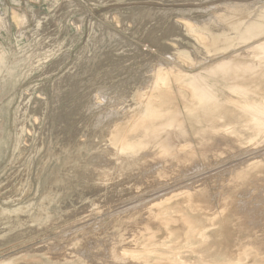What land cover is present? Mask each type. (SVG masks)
Masks as SVG:
<instances>
[{"label":"rangeland","instance_id":"1","mask_svg":"<svg viewBox=\"0 0 264 264\" xmlns=\"http://www.w3.org/2000/svg\"><path fill=\"white\" fill-rule=\"evenodd\" d=\"M263 87L264 0H0V264H264Z\"/></svg>","mask_w":264,"mask_h":264},{"label":"bare ground","instance_id":"2","mask_svg":"<svg viewBox=\"0 0 264 264\" xmlns=\"http://www.w3.org/2000/svg\"><path fill=\"white\" fill-rule=\"evenodd\" d=\"M260 49H261V48H260ZM195 76H196V75H195ZM165 77H166V76H165ZM197 77H198V76H197ZM199 77H200V76H199ZM199 77H198V78H199ZM204 77H205V76H204ZM204 77H202V78H204ZM158 78H159V77H158ZM195 78H196V77H195ZM198 78H197V79H198ZM202 78H201V79H202ZM165 79H166V78H165ZM165 79H164V81H166ZM204 79H205V78H204ZM160 81H161V80H160ZM157 82H159V81H157ZM157 84H158V83H157ZM164 84H165V83H164ZM200 84H201V83H200ZM162 85H163V82H162ZM203 85H204V84H203ZM205 85H206V84H205ZM220 85H221V84H220ZM219 88H220V87H219ZM226 88H227V87H226ZM260 88H261V87H260ZM260 88H259V89H260ZM199 89H200V90H199ZM209 89H210V88H209ZM213 89H214V87H213ZM263 89H264V87H263ZM192 90H193V89H192ZM195 91H196V92H195V95L198 97V99H200L199 101H202V99H203V100H206V99H210V98H211V96H210L208 90H207V91H203L201 88L196 87V88H195ZM213 92H214V91H213ZM226 92H227V91H226ZM210 93H211V92H210ZM158 94H159V93H158ZM190 95H192V94H190ZM215 95H216V94H215ZM192 96H193V95H192ZM227 96H230V95L228 94ZM153 97H154V96H153ZM159 97H162L161 94L158 95V98H157V99H159ZM155 98H156V97H154V99H155ZM162 98H163V97H162ZM166 98H167V97H166ZM189 98H190V97H189ZM229 98H230V97H229ZM168 99H169V98H168ZM168 99L166 100V102L168 101V103L171 104V102H169ZM193 99H194V98H193ZM219 99H220V98H219ZM222 99H223V98H222ZM194 100H195V99H194ZM223 100H224V99H223ZM228 100H229V99H228ZM228 100H227V101H228ZM199 101H198V102H199ZM220 101H221V100H220ZM157 102H158V101H157ZM172 102H173V101H172ZM203 102H205V101H203ZM173 103H174V102H173ZM191 103H192V102H191ZM231 103L234 104V99H233V101H232ZM192 104H193V103H192ZM194 104H195V103H194ZM197 104H198V103H197ZM197 104H196V105H197ZM227 104H228V103H227ZM227 104H226V105H227ZM229 104H230V103H229ZM146 105H147V104H146ZM166 105H167V104H166ZM226 105H225L224 107H226ZM234 105H235V104H234ZM197 106H198V105H197ZM201 106H202V105H201ZM236 106H237V105H235V107H234L235 109H236ZM149 107H150V105H147V108H146V109H148ZM230 107H231V106H230ZM232 107H233V106H232ZM232 107H231V108H232ZM238 108H239V107H238ZM228 109H229V108H228ZM211 110H212V109H211ZM191 111H192L191 114H193V112H194V113L197 112V111H195V110L192 109V110H190L188 113H190ZM227 111L230 112L231 109L226 110L224 113H226ZM238 111H239V109H238ZM242 111H244V110H242ZM228 112H227V113H228ZM239 112H240V111H239ZM227 113H226V114H227ZM235 113H236V112H235ZM240 113L243 114V112H240ZM240 113H239V114H240ZM222 114H223V113H222ZM242 114L239 115V116H241V118L243 117ZM244 114H245V111H244ZM161 115H162L161 111H160V110H156V112H154V114H153L151 117H149L147 120H142V121L139 123L140 126H141L142 128L145 129V131L147 132L148 135H153V134L156 132L157 129H156V127H155V125H154L153 123H154V121H155L157 118H160ZM196 115H197V113H196ZM210 115H212V114H210ZM228 115H229V114H228ZM188 116H189V115H187V117H188ZM192 116H193V115H192ZM197 116H198V115H197ZM199 116H200V115H199ZM199 116H198V117H199ZM223 116H226V115H223ZM256 116H257V115H256ZM256 116H255V117H256ZM245 117H246V116H245ZM247 117H248V115H247ZM191 118H192V117H191ZM191 118L188 117V119H191ZM221 118H222V117H221ZM223 118L225 119V117H223ZM228 118H229V117H228ZM257 118H259V117H257ZM188 119L185 118V121L188 120ZM255 119H256V118H255ZM255 119H254V120H255ZM259 119H260V118H259ZM261 119H262V118H261ZM192 120H193V119H192ZM194 120H195V119H194ZM228 120H229V119H228ZM238 120H239V119H238ZM238 120H237V121H238ZM254 120H253V121H254ZM262 120H263V119H262ZM188 121H189V120H188ZM190 121H191V120H190ZM195 121H196V120H195ZM195 121H193V122H195ZM201 121H202V120H201ZM218 121H219V120H218ZM249 121H251V120H249ZM260 121H261V120H260ZM198 122H199V121H198ZM203 122H205V121H203ZM235 122H236V121H235ZM245 122H246V120H245ZM247 122H248V121H247ZM247 122H246V123H247ZM191 123H192V121H191ZM191 123H189L190 126H191ZM195 123H196V122H195ZM205 123H206V122H205ZM199 124H200V123H199ZM203 124H204V123H203ZM203 124H202L200 127H202ZM205 125H207V124H205ZM227 125H228V124H227ZM192 126H193V125H192ZM197 126H198V125H197ZM241 126H242V125H241ZM244 126H245V125H244ZM200 127L198 126V128H200ZM203 127H205V126H203ZM194 128H195V126H194ZM198 128H195V130L198 129ZM120 130H121V129H120ZM120 130H118V131H120ZM243 130H244V128H243ZM120 132H121V131H120ZM254 133H255V132H254ZM116 134H117V131H116ZM121 134H122V132H121ZM252 134H253V133H252ZM256 134H257V131H256ZM119 136H121V135H118V137H119ZM115 137H116V135H115ZM117 139H118V138H117ZM167 208H169V207L167 206L166 209H167ZM166 209H165V211H166ZM167 210H168V209H167ZM186 217L188 218V216H186ZM185 219H186V218H185ZM188 219H189V218H188ZM188 219H187V221H189ZM203 221H204V220H203ZM190 222H191V221H190ZM187 223H188V222H187ZM191 223H192V222H191ZM188 224H189V223H188ZM192 224H194V222H193ZM189 225H190V224H189ZM196 225H197V224H196ZM190 226H195V224H194V225H190ZM197 226H198V225H197ZM191 228H192V227H191ZM188 229H189V228H188ZM192 229H193V228H192ZM192 229H190V230H192ZM195 229H196V228H195ZM190 230H188V232H189ZM188 232H187V234H188ZM193 234H195V233L193 232ZM192 236H193V235H192ZM192 236H191V237H192ZM193 237H194V236H193ZM187 240H189V239H187ZM191 241H192V240H191ZM189 244H190V243H189ZM183 247H184V246H183ZM176 250H178V249H176ZM122 252H124V251H122ZM115 256H116V255H115ZM116 258H117V257H116ZM219 258H220V257H219ZM219 258H218V259H219ZM221 258H222V257H221ZM221 258H220V259H221ZM179 259H180V258H179ZM182 263H183V262H182ZM148 264H149V263H148Z\"/></svg>","mask_w":264,"mask_h":264}]
</instances>
